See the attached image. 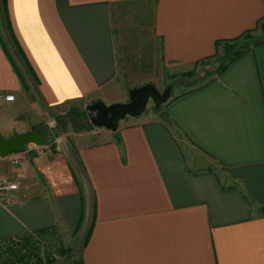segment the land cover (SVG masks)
Segmentation results:
<instances>
[{
  "label": "crops",
  "instance_id": "0c3cea01",
  "mask_svg": "<svg viewBox=\"0 0 264 264\" xmlns=\"http://www.w3.org/2000/svg\"><path fill=\"white\" fill-rule=\"evenodd\" d=\"M263 18L264 0H2L0 92L15 100L0 103V138L51 140L0 160V178L20 182L0 203V242L72 234L91 212L82 264H264V41L116 132L68 121L64 146L41 123L124 102Z\"/></svg>",
  "mask_w": 264,
  "mask_h": 264
},
{
  "label": "rangeland",
  "instance_id": "374dc122",
  "mask_svg": "<svg viewBox=\"0 0 264 264\" xmlns=\"http://www.w3.org/2000/svg\"><path fill=\"white\" fill-rule=\"evenodd\" d=\"M263 24L264 21L250 35V39H241L236 44H228L227 45L228 48L219 49L214 58L209 59L201 64L175 69L170 73L168 72V74L167 72L163 71L159 73L157 76L156 75L153 76L152 82H149L148 84L153 85L159 92H163L169 85L173 84L174 86L168 101L171 100L174 96H178L202 87L215 75V72L218 69V67L222 63H224L225 60L233 54V52L239 49L242 50L243 49L242 46H248V49H250L257 41H260L261 39L264 38V28L262 27ZM227 49L228 52L226 51ZM123 97L124 98L122 99H124V102H118V103H125L128 101V95L127 97L126 95H124ZM91 103L93 102L89 100H83L80 101V103L70 104L67 107L65 108L63 107L56 111H52V112L48 111L41 123H44L47 126V128H49L48 127L49 123L54 122L55 124H57L60 130H62L61 127L63 123H66L68 121L73 122L74 127L79 126V124H84V127L90 128L89 124L87 123V118L84 115H85L86 106H88V104L90 105ZM152 109H153V104L149 102L146 111L149 110L151 111ZM45 128L46 127L44 126L43 128H41V130H45ZM48 140H51V137L48 136L47 142ZM66 141L67 140L65 134V138H63V140L60 143L64 144V146L65 145L67 146ZM20 151L17 153H20ZM80 181H81L82 189L86 190V193L89 196L88 198L91 199L92 195L90 194V191L87 188L81 176H80ZM89 213L90 214L87 217L86 223L81 228V230L76 231L72 234L56 231V230L50 231L44 237H40V238L35 237V239H33V242H35V247H37L40 250V252L43 254L44 253L50 254L52 259L54 260V264H79L81 250L87 240V233L93 219L92 213L91 212ZM1 246L6 247V245L4 244L0 245V253L3 252Z\"/></svg>",
  "mask_w": 264,
  "mask_h": 264
},
{
  "label": "water",
  "instance_id": "95a60500",
  "mask_svg": "<svg viewBox=\"0 0 264 264\" xmlns=\"http://www.w3.org/2000/svg\"><path fill=\"white\" fill-rule=\"evenodd\" d=\"M173 86L169 85L163 92H159L151 84L133 88L128 92V101L125 103L106 105L102 101H96L86 106V117L92 127L116 132L124 119L141 116L149 102L158 111L170 98ZM46 137V132H34L9 139L0 138V156L6 157L26 145L42 146Z\"/></svg>",
  "mask_w": 264,
  "mask_h": 264
},
{
  "label": "trees",
  "instance_id": "16d2710c",
  "mask_svg": "<svg viewBox=\"0 0 264 264\" xmlns=\"http://www.w3.org/2000/svg\"><path fill=\"white\" fill-rule=\"evenodd\" d=\"M0 3H2V0L0 1ZM263 21H264V18L257 22L256 28L254 30L244 32L243 34H241L237 38H234V39L228 40V41L217 42L216 46H215L216 47V53L212 57L207 58L205 61L214 58L219 49L228 48V46H227L228 44H236L241 39H250V35L260 26V24ZM262 27L264 28V24ZM251 40H254V39H251ZM262 41H264V38L261 39L260 41H257L253 46L259 44ZM242 47H243L242 50L239 49V50H236L235 52H233V54L230 57H228L225 60V62L222 63L218 67L215 74H218V73L222 72L223 70H225L226 67L230 63H232L235 59L242 56L243 54H245L246 52H248L251 49V48L248 49V46H242ZM226 51L228 52V49ZM205 61L203 60L199 64L204 63ZM84 116L86 117V115H84ZM87 123L89 124L90 127H92V125L89 123L88 119H87ZM24 147L25 146L19 148L14 153L19 152ZM48 232H50V231H48ZM48 232H39V233L34 234V235L24 236L20 239L7 240V241L0 242V245L1 244L6 245V247L1 246V248L3 249V252L0 253V264H54V260L52 259L51 255L47 254V253H44V254L41 253L40 250L37 247H35V242H33V239H35V237L36 238L44 237L45 235L48 234ZM88 234H89V230L87 233V237H88ZM37 243H39V242H37ZM79 264H82L81 260H80Z\"/></svg>",
  "mask_w": 264,
  "mask_h": 264
},
{
  "label": "built area",
  "instance_id": "2783aa9c",
  "mask_svg": "<svg viewBox=\"0 0 264 264\" xmlns=\"http://www.w3.org/2000/svg\"><path fill=\"white\" fill-rule=\"evenodd\" d=\"M15 100V96L9 92H0V103H12ZM49 129L53 131L55 135V144H61L60 142L65 138V134L60 130L54 122H50L48 125ZM7 159V161L13 165L21 164V159L17 157H1L0 160ZM20 188V182L11 181L0 178V203L8 206L15 201V195Z\"/></svg>",
  "mask_w": 264,
  "mask_h": 264
}]
</instances>
